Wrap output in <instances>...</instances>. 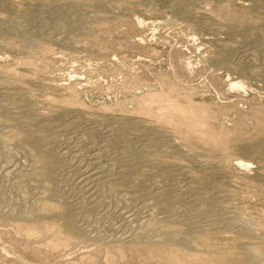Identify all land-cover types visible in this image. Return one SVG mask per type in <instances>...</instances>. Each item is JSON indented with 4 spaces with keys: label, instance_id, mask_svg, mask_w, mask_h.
<instances>
[{
    "label": "rangeland",
    "instance_id": "obj_1",
    "mask_svg": "<svg viewBox=\"0 0 264 264\" xmlns=\"http://www.w3.org/2000/svg\"><path fill=\"white\" fill-rule=\"evenodd\" d=\"M210 42L230 67L207 61L216 57ZM261 64L264 0H0V107L9 112L0 116V264H165L156 246L125 240L148 215L184 220V239L209 227L214 249H264ZM20 91L25 103L12 100ZM23 120L50 125L46 140L63 153L59 206L42 183L17 174L36 159L17 130ZM149 139L146 158L139 152ZM249 146L257 152L248 155ZM158 147L159 160L151 154ZM145 161L158 167L141 172ZM125 174L131 185L123 187ZM188 186L194 195L184 200L216 199L204 215L180 200L160 206L153 192ZM76 214L84 238L66 226ZM222 254L214 251L218 263Z\"/></svg>",
    "mask_w": 264,
    "mask_h": 264
},
{
    "label": "bare ground",
    "instance_id": "obj_2",
    "mask_svg": "<svg viewBox=\"0 0 264 264\" xmlns=\"http://www.w3.org/2000/svg\"><path fill=\"white\" fill-rule=\"evenodd\" d=\"M185 2L187 4H195L197 2V0H185ZM187 15V14H186ZM94 27H98V25H92V29L94 30ZM99 29H101V27H99ZM207 29H208V26H207ZM210 30V29H209ZM95 32V30H94ZM80 33V32H79ZM78 33V34H79ZM75 34V33H74ZM77 34V35H78ZM88 34V33H87ZM253 37L255 38V43H260V42H263V40H261L260 36H258V33H255L253 35ZM211 46H212V50L214 51V56L216 55L215 58H210L208 59L207 61H212V60H216L218 66L219 63H221L222 65L224 66H227L230 67V62H227V58H225L224 56V51L222 53V48L219 47L220 49L216 48V44H212L210 42ZM263 45V44H261ZM260 47V46H259ZM220 51H218V50ZM212 51V52H213ZM181 57L184 58L183 54H180ZM177 60V58H176ZM251 64V63H250ZM189 65V64H188ZM191 65V64H190ZM253 65V64H252ZM257 65V64H256ZM254 66V65H253ZM259 66V65H258ZM261 68L259 67V70L263 73L264 72V65L262 66V64L260 65ZM192 67V66H191ZM250 67V65H249ZM122 68V67H121ZM177 68V67H176ZM180 68V67H178ZM182 68V67H181ZM180 68V69H181ZM233 68V67H232ZM116 70V68H115ZM182 70V69H181ZM139 77V75H137ZM241 76H244V77H247V73L246 74H243ZM75 76L72 75L71 78H73ZM137 77V78H138ZM145 78V77H144ZM133 79V78H132ZM137 80V79H136ZM139 81V78L137 81H135L136 83H138ZM232 84L234 86H236L238 89L240 90H244L245 89V83L243 81H240V82H232ZM231 84V85H232ZM130 87V86H129ZM215 87V86H214ZM132 88V87H131ZM21 89V88H20ZM27 89V88H26ZM23 90V89H22ZM27 92V91H26ZM28 95V93H26ZM26 94L25 92H18L17 94H15L12 98V100L14 102H23L25 103L26 100ZM30 94V93H29ZM31 96V95H30ZM7 108L8 106L7 105H4L2 108L0 107V116H5L7 115L8 116V113H7ZM66 111V110H64ZM68 111V110H67ZM74 112V111H73ZM65 113V112H64ZM67 113V112H66ZM70 113V111L68 112ZM73 114V113H72ZM154 114V113H153ZM179 118V117H178ZM134 120V119H133ZM144 120V119H143ZM175 120V119H174ZM127 121L128 123H130V120H128L127 118ZM170 121V120H169ZM172 121V120H171ZM23 122L27 125H24L22 128L20 127H17V130L18 132H20V134H22L23 136H27V137H30V140L31 142L33 143V145L35 146L34 147V158H32V160L30 161V163H23L25 164L21 170L18 171L17 174L21 175V176H25L26 178L28 179H32L34 181H36V183L40 182L43 184V189H44V194H46L47 190H48V193H47V196L46 198L48 197V199L52 200L54 203L58 204V205H55V206H59L60 204H62L63 202H65V197L64 196V190L66 188H63L62 185L64 186L63 182H62V177L59 178L58 176V168H59V164L61 163V158H62V155L63 153L62 152H59L57 149H55V146L53 145H50L46 138H49L47 136V134L45 133L46 129L50 128L51 126L50 125H36V123H31L30 121H27V120H23ZM186 122V121H185ZM31 123V124H30ZM78 123V121L70 124L68 127H70L71 125H75L76 127V124ZM127 123V124H128ZM172 123V122H170ZM169 123V124H170ZM131 124V123H130ZM173 124V123H172ZM175 124V123H174ZM173 124V125H174ZM132 125V124H131ZM173 125H172V128H173ZM104 126V125H103ZM139 126V125H138ZM170 126V125H169ZM189 126V125H188ZM212 128L215 126V125H210ZM137 126H135L134 128H136ZM171 127V126H170ZM210 127V128H211ZM217 127V126H216ZM171 128V129H172ZM218 128V127H217ZM26 129H30L29 130V133L26 134ZM132 129V128H130ZM143 129V128H142ZM165 129V128H164ZM170 129V128H169ZM215 129V128H214ZM139 129L137 128L136 131H138ZM183 130V129H182ZM135 131V130H134ZM159 131V130H158ZM157 131V132H158ZM118 135L117 137L120 138L119 140L122 139L123 137V132L121 131V129H118ZM208 133V132H207ZM69 134V132H68ZM71 134V133H70ZM14 135V134H13ZM18 136V135H17ZM68 136V135H67ZM145 139V138H144ZM123 141V140H121ZM56 142V141H54ZM73 142V141H72ZM125 142V141H123ZM154 142V139H149L147 142H145L143 144V148L142 150L139 152V155L140 154H144L146 156V158L148 157L147 153V150H146V146H151V144ZM52 144V143H51ZM77 144V143H76ZM251 146V145H250ZM249 146V147H250ZM76 147V146H75ZM78 147V146H77ZM125 147V146H124ZM248 147V146H247ZM160 147H158V150H155L154 153H151L152 154V157H154L155 159L159 160V158L163 157L165 154L163 152H161L159 150ZM161 149V148H160ZM123 152V151H122ZM151 152V151H150ZM245 152L250 155V154H255L257 151H255V148L253 147H250V148H245ZM10 153V152H9ZM12 153V151H11ZM10 153V154H11ZM19 153V152H18ZM119 153V152H118ZM15 154V153H14ZM62 154V155H61ZM65 155V154H64ZM99 155V154H97ZM116 155V154H115ZM119 155V154H118ZM125 155V154H124ZM124 155L122 157H124ZM11 156V155H9ZM14 156V155H13ZM13 156L11 158H13ZM121 156V155H119ZM118 156V157H119ZM17 157V156H16ZM117 159V158H115ZM121 159V157H120ZM127 159V158H126ZM129 160V159H128ZM126 160V161H128ZM120 161V160H119ZM121 161H124V159L122 158ZM120 161V162H121ZM130 161V160H129ZM128 161V162H129ZM99 162V161H98ZM147 162V167L145 169L143 168H140L139 170L141 172H150L153 168H156L157 164H155L156 162H153V161H145ZM242 166L243 167H249L250 168V165L248 163H245L244 161H240ZM130 163V162H129ZM135 163V162H134ZM66 164V163H65ZM132 164V163H131ZM136 164V163H135ZM155 164V165H153ZM240 164V163H239ZM240 164V165H241ZM21 165V164H20ZM96 165V164H95ZM101 165V164H100ZM128 165V164H127ZM133 167L137 166V165H132ZM130 166V167H132ZM63 167V166H61ZM158 167V166H157ZM21 168V167H20ZM19 168V169H20ZM67 168V167H66ZM18 169V168H17ZM99 169V168H98ZM133 169V168H131ZM130 169V172L133 171ZM60 170V168H59ZM86 171V170H85ZM89 171V170H87ZM90 172V171H89ZM134 172V171H133ZM138 172V171H137ZM136 172V173H137ZM135 173V172H134ZM135 173V174H136ZM170 171H168V169L166 168H162L161 170V174H160V177L163 178L164 180L166 181H172V176L170 175ZM63 174V173H62ZM110 174V173H109ZM64 175V174H63ZM89 175V174H88ZM100 175V174H99ZM90 177L89 178H86L87 179H90L94 177V180L99 178L97 177L98 175L95 173H93L92 175H89ZM112 177V176H111ZM133 177V176H132ZM68 179V178H66ZM122 181H121V185L123 187L125 186H128L129 181V176L127 174L123 175L122 177ZM64 181V179H63ZM66 181V180H65ZM69 181V179H68ZM67 181V182H68ZM133 181V180H132ZM131 181V183H132ZM81 182V181H80ZM79 182V183H80ZM142 182V181H141ZM140 182V183H141ZM157 182V181H156ZM31 184L33 183L32 181L30 182ZM35 183V182H34ZM35 183V184H36ZM110 183V182H109ZM144 183V182H143ZM142 183V184H143ZM66 184V183H65ZM85 184V183H84ZM39 185V183H38ZM131 185V184H130ZM83 186V185H82ZM81 187V186H80ZM136 187H139L140 188V185H137ZM154 187H156L154 185ZM187 187V186H186ZM99 188V186H98ZM180 188V187H179ZM154 189V188H153ZM24 190L25 191H30L31 188L28 186H24ZM172 190V189H171ZM184 190V189H183ZM32 191V190H31ZM191 191V193L193 192L192 191V186H188L187 189H185L183 192H180L179 194L177 193H174L173 190L172 192H165V191H161L159 190V188H156L154 192V196L156 198V201H158V204L160 206H166V205H169L170 204H173L174 201L176 200H180L185 209L189 212L191 210H195L197 211L199 214H202L204 215V213L207 212V207H206V203H216V199L211 197L209 194H207L206 196H204L203 198H199V199H188V200H184L182 197L183 195L185 194H188V192ZM193 194V193H192ZM194 195V194H193ZM191 198L192 195H190ZM189 197V196H188ZM187 197V198H188ZM154 198V197H153ZM168 207V206H167ZM116 210V209H115ZM114 210V211H115ZM216 210V209H214ZM122 212V211H121ZM134 212V211H133ZM217 212V210H216ZM80 214V213H79ZM78 214V215H79ZM86 214V213H85ZM113 213L110 211V212H107V216L110 217V215H112ZM34 215V214H33ZM32 215V216H33ZM87 215V214H86ZM122 215V214H121ZM154 216V215H153ZM80 217V216H79ZM76 214V222H73V223H67L66 226L72 230L78 237L80 236L81 238H84L85 236H87V231L85 228L81 227V226H78L77 225V220L79 218ZM86 217V216H85ZM108 217V218H109ZM147 217V219H146ZM145 217V221L141 220L142 224L140 225L139 228H137L135 231L132 232V234H128L129 237H125V240L126 238L129 239V242L132 243V245H135V246H138V247H141L142 245H148V244H151V245H154L156 246L153 250L154 251H158L159 249L162 251V252H165L167 257H165V260L167 263L165 264H264V249H261L260 247H257L256 246H250V247H246V246H239L237 247V249H226L225 246L223 247H220V249H214L211 245L212 243V240L209 239L211 237V234H212V231L209 227H205L204 230H201L199 232H197L195 230L194 231H190L192 236L191 238L189 239H184L182 237V233H181V230H180V227H182V225L184 224V220L180 221V220H176V219H171L169 217H157V218H154L152 217L151 215H148ZM86 220V219H85ZM89 221V220H88ZM186 221V220H185ZM121 222V221H120ZM188 222V221H187ZM232 222V221H231ZM251 222V221H250ZM255 222V221H254ZM253 222V223H254ZM164 223H167L168 225L170 224V226H168L167 224L164 225ZM175 224V225H179L178 228H174L172 227V225ZM188 224V223H187ZM146 225H151L149 227H151V230L150 231H145V226ZM256 226V222L254 224ZM93 226V225H92ZM184 226V225H183ZM88 227V226H87ZM237 228V227H236ZM130 229V228H129ZM189 232V233H190ZM89 233V232H88ZM131 233V232H130ZM254 236V235H252ZM257 236V235H256ZM88 238V237H87ZM257 238V237H255ZM261 239V237H259ZM122 240V239H120ZM124 240V239H123ZM259 240V239H258ZM263 240V239H261ZM124 243V242H123ZM259 246V245H258ZM134 247V246H133ZM143 247V246H142ZM162 247V248H161ZM264 247V246H263ZM5 248V246H4ZM132 248V247H131ZM7 249V248H6ZM151 251V249H150ZM214 251L216 252H222L224 254H222V258L224 259L223 261L219 262L218 261L220 260L218 258L217 260V255L219 257L220 254H217V255H214ZM11 252V251H10ZM144 253L146 252L145 249L143 251ZM4 253V252H3ZM141 253V252H140ZM5 254V253H4ZM4 254H2V256H4ZM149 254V253H148ZM7 255V254H6ZM14 255V254H13ZM131 255V254H130ZM10 256V255H9ZM17 256V255H16ZM8 257V256H7ZM16 260L18 259L19 261H21V259L19 258V256H17L15 258ZM23 259V258H22ZM24 262V261H22ZM21 262V263H22ZM26 264V263H25Z\"/></svg>",
    "mask_w": 264,
    "mask_h": 264
}]
</instances>
